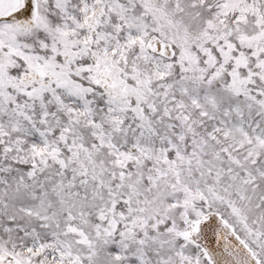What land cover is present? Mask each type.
Segmentation results:
<instances>
[{
	"label": "snow or ice",
	"instance_id": "6c2138e0",
	"mask_svg": "<svg viewBox=\"0 0 264 264\" xmlns=\"http://www.w3.org/2000/svg\"><path fill=\"white\" fill-rule=\"evenodd\" d=\"M0 264H264V0H0Z\"/></svg>",
	"mask_w": 264,
	"mask_h": 264
}]
</instances>
